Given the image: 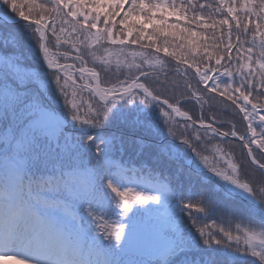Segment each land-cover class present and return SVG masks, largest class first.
<instances>
[{
	"label": "snow or ice",
	"instance_id": "6c2138e0",
	"mask_svg": "<svg viewBox=\"0 0 264 264\" xmlns=\"http://www.w3.org/2000/svg\"><path fill=\"white\" fill-rule=\"evenodd\" d=\"M13 258L264 264V0H0Z\"/></svg>",
	"mask_w": 264,
	"mask_h": 264
},
{
	"label": "rangeland",
	"instance_id": "374dc122",
	"mask_svg": "<svg viewBox=\"0 0 264 264\" xmlns=\"http://www.w3.org/2000/svg\"><path fill=\"white\" fill-rule=\"evenodd\" d=\"M0 264H18V258L0 260Z\"/></svg>",
	"mask_w": 264,
	"mask_h": 264
},
{
	"label": "trees",
	"instance_id": "16d2710c",
	"mask_svg": "<svg viewBox=\"0 0 264 264\" xmlns=\"http://www.w3.org/2000/svg\"><path fill=\"white\" fill-rule=\"evenodd\" d=\"M39 1V0H37ZM113 219H115V216H113ZM209 227H211V221H209Z\"/></svg>",
	"mask_w": 264,
	"mask_h": 264
}]
</instances>
